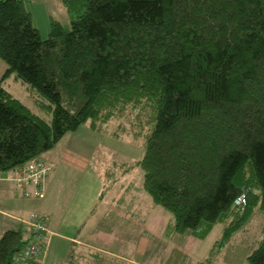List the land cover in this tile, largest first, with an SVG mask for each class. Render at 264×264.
<instances>
[{
	"label": "trees",
	"instance_id": "obj_1",
	"mask_svg": "<svg viewBox=\"0 0 264 264\" xmlns=\"http://www.w3.org/2000/svg\"><path fill=\"white\" fill-rule=\"evenodd\" d=\"M64 4L70 27L51 18L43 38L24 0H0V172L41 158L87 121L102 130L115 120V136L144 140L133 165L152 203L171 213V234L220 223L223 242L264 219V0ZM11 75L39 113L3 85ZM27 219L0 236V264H16L37 239ZM259 232L244 264H264V221ZM100 254L74 251L69 264H101Z\"/></svg>",
	"mask_w": 264,
	"mask_h": 264
},
{
	"label": "rangeland",
	"instance_id": "obj_2",
	"mask_svg": "<svg viewBox=\"0 0 264 264\" xmlns=\"http://www.w3.org/2000/svg\"><path fill=\"white\" fill-rule=\"evenodd\" d=\"M42 3L45 7L57 12V14H60L61 8L63 7L59 0H43ZM67 15L68 14L63 16V20L65 19V25L69 28L70 19ZM48 31L49 30L45 28H41L40 32L43 38L48 36ZM7 67L8 64L6 61L0 57V80ZM3 85L14 96L23 101L32 110L39 113L29 96L26 85L17 80L14 75L6 78ZM44 117L47 119L50 118L49 115H44ZM108 123L109 124L106 123L103 125V129L100 130L93 128L92 123L87 121L80 125L75 131L67 132L53 148V153L58 157L67 154L70 159L77 157L89 162L84 169L77 167L82 173L75 171L65 173L67 177L66 179L63 178L65 180L64 186L62 185L63 179L56 186V195L58 198L63 197L64 193H66L63 199L66 198L67 201L65 203L61 202V207L65 206V204L71 200L69 208L54 209L53 207V209H49V207L52 206L49 196H47L46 200L44 197L26 198L24 201L25 209H21L22 213L27 214L31 211H33L32 213L39 212L37 211L39 210L38 207L46 201L44 211L41 209V213L45 214L47 218L46 220H50L51 210H60L59 215H62V213L66 211L64 215V227L68 233L73 234L72 225L79 221L81 222V218L88 212L87 208L90 207L91 214L101 211L102 206H100V204L99 206L96 205L99 203L100 197L102 198V192L104 193V202L108 199L109 191H113L112 189L117 193L131 191L135 199H141V201L145 200V195L151 200L150 196L143 188V171L139 166L133 165L145 155L146 149L143 138L139 140L136 139L135 141L125 133L115 136L114 131L115 128H117L118 121L113 120ZM76 179L78 183H76ZM149 201H147L148 204L143 202L140 203L138 207L131 208L130 206L133 203L128 199L125 200V198H119V196H117L116 209H150L154 204H151L152 200L151 202ZM118 202H121L123 207H121ZM152 209L155 210L153 211V215L149 217L150 220L147 227L148 234L152 235L146 236L150 239V243L154 245L157 243V247L154 251H151V245L149 244L148 252H151L148 254L147 260L141 261L143 264H201L204 262H207V264H242V262L246 260L247 255L257 246V242L261 238L259 231L264 219L260 214L256 222L250 223L249 230L240 229L236 231L229 240L224 239L223 242H221V239L223 237L224 227L220 223L214 224L213 228L212 226L204 225L195 232L174 233L175 235L179 234V236H177L178 243L176 242V238H174V242H172L171 237L167 238L166 234L161 233L169 224L167 218L171 217L172 220L171 213L160 206H155ZM7 211L13 212L10 209ZM127 216L129 217V215ZM137 222L140 224L139 221ZM136 227L139 228V226ZM140 227L142 228L143 224L140 225ZM110 229H113V226H110L106 222L105 227L101 230L104 238H100L99 235L96 236L94 233L92 235L89 234L88 237L90 239H96L101 246L110 250H121L116 242L108 240V235L116 236L114 231L110 232ZM138 231L139 230H136L133 226L126 234L131 232L136 234ZM124 232L125 229L119 228L116 233L120 235V233ZM55 238L60 239L58 236ZM125 238L128 239V237L125 236L123 240ZM56 242L55 240L48 256V261L51 264H55L57 261L56 259L68 257L72 251L70 244ZM176 243L177 245L180 244L178 252L175 250L177 249ZM105 255L107 254H100L101 264H107L108 257L105 258ZM112 264H114V262Z\"/></svg>",
	"mask_w": 264,
	"mask_h": 264
},
{
	"label": "crops",
	"instance_id": "obj_3",
	"mask_svg": "<svg viewBox=\"0 0 264 264\" xmlns=\"http://www.w3.org/2000/svg\"><path fill=\"white\" fill-rule=\"evenodd\" d=\"M25 5L27 9L31 12L33 22L34 24L39 28L41 31V28H45L47 30L50 29V20L51 18L57 19L62 23H66L63 20V16L68 14L67 9L64 4V0H59L61 2V8L60 14H57V12L50 10L49 8L45 7L43 5V0H24ZM69 17V14L67 15ZM49 32V31H48ZM54 148V147H53ZM51 149L45 153L42 154L41 158L53 165V170L49 173L48 177L45 180V189H46V195L45 200L47 196H49L51 201V207L49 209H68L70 206V201L65 204V206L60 205V203H65L67 199H63L66 195L64 193L63 197H59L56 195V186L62 181V179H66L67 174L69 172H81L77 167H81L84 169L87 167V163H89L87 160H83L77 157H73L72 159L68 158L67 154H64L61 157H58L53 153L54 149ZM62 181V185L64 186V180ZM76 183H78L76 179ZM26 190H33V186L29 185L25 188ZM24 189V190H25ZM113 191L108 193V199L106 202H104V193H101L102 198L100 197L99 203L96 206H102L101 211L99 213L93 212L94 214H91L90 207L87 208V213L83 218H81V222L74 223L72 225V231H74L73 234L68 233L65 230L64 227V215L66 214V211L60 214V210H49L51 212L50 214V220H46L48 223L49 230L51 231L49 241H48V247H47V253L43 257L41 264H51L48 261V256L52 250V246L54 241L56 240L59 243H68L70 244L72 251L69 254L68 257H65L63 259H56L55 264H69L70 259L72 256V253L75 251L76 257L82 258L84 255L91 254L92 252H100L105 255L108 258H112L108 260L109 264H143L141 261L147 260L148 254L151 251H154L157 247V243L155 245L153 243H150V239L146 235H152L148 234V224H149V217L153 215V211L155 209H152L155 207L151 206L150 209H116L117 206V196L128 199L131 203H133L130 207H138L140 203H147L150 199L145 195V200L141 201V199H135V196L133 195V192H116L114 189ZM51 192V194H50ZM26 198H38V197H26L24 196L23 190H18L16 187L15 182L13 181H0V236L3 234V232L8 229L15 227L18 225L21 221V219H27L33 211L30 213H22L21 209H25V199ZM72 199V198H71ZM151 202V200L149 201ZM120 203L121 207L122 203ZM148 204V203H147ZM152 204V202H151ZM135 205V206H133ZM46 207V201H44L40 206L38 207L40 213L41 209H45ZM8 209L12 210L13 212L7 211ZM97 209V208H95ZM157 210V209H156ZM48 211V212H49ZM38 212V213H39ZM22 213V214H21ZM152 213V214H149ZM42 214V213H41ZM44 215L45 219L46 216ZM98 215V216H97ZM129 215V217L127 216ZM169 220L168 226L161 231V233H164L167 235V238L171 237L172 242H174V238H176V242L178 243L179 234L170 233L169 226L170 222H172L171 217L167 218ZM14 221V222H12ZM139 221L140 224L137 222ZM109 224L110 226H113V229H110L111 231H114L116 236H109L108 240L116 242L117 245L120 246L121 250L113 251L110 250L104 246H101L96 239H90L88 237L89 234H95L96 236L99 235L100 238H104L103 233L101 230L105 227V224ZM16 223V225H15ZM143 224V227L141 228L140 225ZM15 225V226H14ZM135 227V229L139 230L136 234L127 233L131 227ZM136 226H139L137 228ZM119 228L125 229L124 233L117 234ZM213 228V226H212ZM128 230V231H127ZM66 231V232H65ZM58 236L60 239H56L55 237ZM125 238L123 240L124 237ZM123 237V238H121ZM56 242V243H57ZM177 249H175L177 252L179 251L180 244L177 245ZM149 244L151 245V251L149 250ZM116 245V246H117ZM172 251V250H171ZM128 253V254H126ZM136 256V257H135ZM248 256V255H247ZM112 260H119V261H112ZM80 261H78L79 263ZM245 261L242 262L244 264ZM54 264V263H52ZM84 264V263H82Z\"/></svg>",
	"mask_w": 264,
	"mask_h": 264
},
{
	"label": "built area",
	"instance_id": "obj_4",
	"mask_svg": "<svg viewBox=\"0 0 264 264\" xmlns=\"http://www.w3.org/2000/svg\"><path fill=\"white\" fill-rule=\"evenodd\" d=\"M53 168V165L45 162L42 158L35 157L8 172H0V181H13L18 190H23L25 196L43 198L46 194L45 180ZM29 185L33 186V190L25 189ZM242 201H244V197L240 196L237 202L242 203ZM24 221L32 226L37 239L31 240L22 248L17 256L16 264H34L46 250L40 240L48 231L47 223L38 213H32L29 219Z\"/></svg>",
	"mask_w": 264,
	"mask_h": 264
}]
</instances>
